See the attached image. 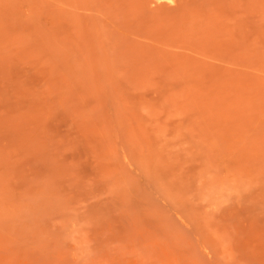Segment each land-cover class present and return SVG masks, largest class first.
I'll return each instance as SVG.
<instances>
[{
	"label": "rangeland",
	"instance_id": "1",
	"mask_svg": "<svg viewBox=\"0 0 264 264\" xmlns=\"http://www.w3.org/2000/svg\"><path fill=\"white\" fill-rule=\"evenodd\" d=\"M0 264H264V0H0Z\"/></svg>",
	"mask_w": 264,
	"mask_h": 264
}]
</instances>
